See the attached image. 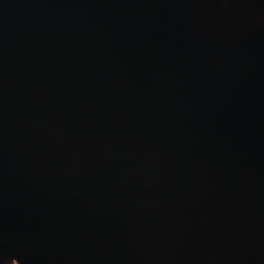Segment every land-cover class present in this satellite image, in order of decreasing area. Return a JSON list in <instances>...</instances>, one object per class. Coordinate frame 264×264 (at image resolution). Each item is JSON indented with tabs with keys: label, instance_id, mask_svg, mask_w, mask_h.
Here are the masks:
<instances>
[{
	"label": "water",
	"instance_id": "1",
	"mask_svg": "<svg viewBox=\"0 0 264 264\" xmlns=\"http://www.w3.org/2000/svg\"><path fill=\"white\" fill-rule=\"evenodd\" d=\"M0 264H264V0H0Z\"/></svg>",
	"mask_w": 264,
	"mask_h": 264
}]
</instances>
